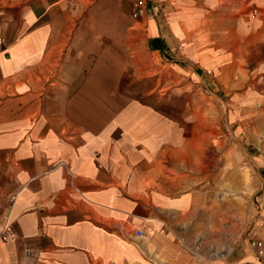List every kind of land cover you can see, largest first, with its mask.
Instances as JSON below:
<instances>
[{"label":"crops","instance_id":"obj_1","mask_svg":"<svg viewBox=\"0 0 264 264\" xmlns=\"http://www.w3.org/2000/svg\"><path fill=\"white\" fill-rule=\"evenodd\" d=\"M138 1L0 0V264H264L197 230L205 95L253 92L264 0Z\"/></svg>","mask_w":264,"mask_h":264},{"label":"rangeland","instance_id":"obj_2","mask_svg":"<svg viewBox=\"0 0 264 264\" xmlns=\"http://www.w3.org/2000/svg\"><path fill=\"white\" fill-rule=\"evenodd\" d=\"M240 70L239 78L249 76L248 85L254 84L252 93L205 95L207 128L200 131L216 150L208 146L204 160L200 198L208 220L197 230L208 250L221 242L225 257L243 243L254 261L264 263V253L258 255L264 252V48L254 65Z\"/></svg>","mask_w":264,"mask_h":264},{"label":"built area","instance_id":"obj_3","mask_svg":"<svg viewBox=\"0 0 264 264\" xmlns=\"http://www.w3.org/2000/svg\"><path fill=\"white\" fill-rule=\"evenodd\" d=\"M143 5V2L140 0V1H138L137 3H136V7H141ZM136 15V14H135ZM254 15H256V13H254ZM3 44V40L1 39V37H0V45H2ZM135 236L136 237H139V238H141V237H143V233H142V231L141 230H136L135 231ZM13 237V235L11 234V235H2V234H0V239L2 240V241H7L8 239H10V238H12ZM254 245V244H253ZM260 247V245H258V248ZM262 253H264V252H262L260 249H259V252H258V255L259 256H261L262 255Z\"/></svg>","mask_w":264,"mask_h":264}]
</instances>
